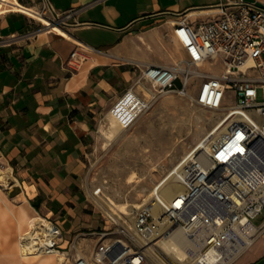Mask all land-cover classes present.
<instances>
[{
    "label": "crops",
    "instance_id": "1",
    "mask_svg": "<svg viewBox=\"0 0 264 264\" xmlns=\"http://www.w3.org/2000/svg\"><path fill=\"white\" fill-rule=\"evenodd\" d=\"M18 1L36 11L75 12L62 26L68 35L40 30L41 21L23 11L0 13V151L27 213L54 217L62 245L78 240L89 256L100 239L87 234L105 226L85 181L100 121L142 66L186 58L175 25L181 16L198 26L237 0ZM243 1L264 7V0ZM83 49L87 59L72 56ZM258 226L230 264H264V221Z\"/></svg>",
    "mask_w": 264,
    "mask_h": 264
},
{
    "label": "built area",
    "instance_id": "2",
    "mask_svg": "<svg viewBox=\"0 0 264 264\" xmlns=\"http://www.w3.org/2000/svg\"><path fill=\"white\" fill-rule=\"evenodd\" d=\"M39 12L62 28L75 11L59 13L46 6ZM41 22L40 30L49 29ZM175 25L186 58L171 65L142 66L110 113L123 129L130 128L163 95L180 91L178 83L182 85L180 92L185 93L196 75L202 81L192 98L204 107L223 111V130L200 153L191 151L184 158L180 191L169 199L155 194L136 208L132 222L109 214L103 230L88 233L97 235L99 244L89 256L78 254L75 264H154L148 259L147 249L178 232L184 235L179 243L187 254L184 258L169 255L168 264H230L261 230L254 219L264 212V170L258 165L263 173L258 179L250 175L254 170L245 168L243 173L238 164L251 161L252 154L261 148L258 143L264 141V100H258L259 89H264V7L237 0L233 7L222 8L216 17L198 26L186 16ZM72 56L85 60L88 53L75 50ZM218 61L220 72L202 70ZM232 94L234 104L225 105ZM208 195L220 203L222 210L209 201ZM202 199L211 210L201 205ZM49 223L51 227L45 232V225L33 232L34 251L63 252L65 261L69 260L70 255L64 254L60 244L59 223ZM250 225L254 229L250 230Z\"/></svg>",
    "mask_w": 264,
    "mask_h": 264
},
{
    "label": "rangeland",
    "instance_id": "3",
    "mask_svg": "<svg viewBox=\"0 0 264 264\" xmlns=\"http://www.w3.org/2000/svg\"><path fill=\"white\" fill-rule=\"evenodd\" d=\"M211 69L220 72L222 70L220 61L202 68V70ZM201 81L199 76L193 75L185 93L180 92L182 85L178 83L180 91H172L163 95L130 128L122 129L113 136L105 133V131L110 132V121L107 116L111 108L103 116L96 129L91 151L86 158L85 181L90 191L91 202L96 207L99 217L103 218L104 225L109 221L108 217L111 214L106 198L131 204L145 203L144 199L153 187L168 176L173 167L182 163L184 156L190 153L198 141L217 126L223 111L204 107L192 98L198 91ZM258 100H264V89H259ZM234 102L232 94L227 98L225 105L229 106ZM258 144L261 147L257 150L260 157L255 153L252 154V160L256 164L252 160H244L238 164V168L243 173H245V168L252 169L257 178L261 179L263 173L258 165L264 170V141L261 140ZM0 174L2 175L0 181V264H40L46 258L51 259L53 264H62L58 254L33 257L22 249L20 245L22 235L31 226L26 223L20 230L18 211H23L30 217L42 216L47 222L58 221L54 217L27 213L28 201L25 194L18 195L22 188L15 190L17 186L15 170L1 151ZM208 199L220 209L222 208L213 197L208 195ZM200 203L211 210L210 204L204 199L200 200ZM196 209L197 206L192 207V211ZM132 210L133 213L130 215H123L128 222L134 220L136 208ZM263 221L264 212L254 219L256 225L262 224ZM97 237V235L87 236L93 241ZM90 239L87 240L88 243H91ZM63 242L61 238L60 244L62 245ZM73 243L78 245V240H71L62 245L63 251H66L64 254L70 255L69 260L65 261L66 264H75L78 254L87 255L88 253L89 249H85L83 244L79 249L80 244L72 247ZM147 252H149L148 249ZM148 259L154 264H164L158 256H151L149 253Z\"/></svg>",
    "mask_w": 264,
    "mask_h": 264
},
{
    "label": "bare ground",
    "instance_id": "4",
    "mask_svg": "<svg viewBox=\"0 0 264 264\" xmlns=\"http://www.w3.org/2000/svg\"><path fill=\"white\" fill-rule=\"evenodd\" d=\"M9 10H16V11H23L31 16L36 17L38 20L43 21L48 28L52 31H56L63 35H68L66 31L61 28L59 25L55 23H51L47 17H45L43 14H41L39 11H36L32 8H28L24 5H22L18 0H0V13L9 11ZM184 93V92H182ZM108 119L110 121V132L105 131L109 136H113L116 134V132H119L123 129L122 125L116 120L114 115L112 113L108 114ZM223 121L221 119L218 121L217 126L207 133L204 137H202L198 143L194 146V148L191 151L194 152H201L204 147H207L209 143L213 140H215L220 132L223 130ZM104 130V128H103ZM190 151V152H191ZM189 154V153H188ZM187 154V155H188ZM185 155L184 158L187 156ZM177 165L176 167H173L172 172L166 176L164 179H161L151 190V192L146 196L144 199V202L152 200V198L156 195H159L161 198H172L178 191L181 190L182 185L179 181V175L181 173V165ZM250 175L254 178H257V175L254 171L250 172ZM2 175L0 174V181ZM260 182V181H259ZM107 204L110 207V213L113 215L121 216L123 215H130L133 213V208H138L141 206L139 203L131 204L126 202H116L112 200L111 198L105 199ZM18 222H19V228H23L25 226V223H29V225L34 228V230H26L23 235L22 239L20 241V245L24 251H26V254H29L33 257H42L49 253H44L43 251L36 252L34 251V238L35 234L33 232L39 228L41 225H45V228H50L51 224L47 222L45 218L42 216H32L28 218L26 214L23 211H18ZM251 225L248 227L250 230L254 228H250ZM179 237L184 238V235L180 232L173 233L167 237H165L163 240H161L157 245H151L148 248V253L151 256H158L159 259L163 261L164 264H168L169 255L173 256L178 255L182 258H184L187 254L185 246L181 243H179ZM55 253H51L49 255H54ZM59 259L61 260L62 264H66L64 257L62 254H58ZM40 264H53L52 260L49 258L43 259Z\"/></svg>",
    "mask_w": 264,
    "mask_h": 264
}]
</instances>
